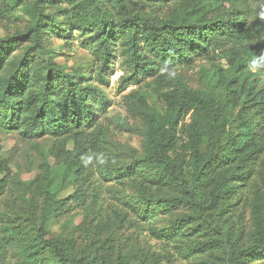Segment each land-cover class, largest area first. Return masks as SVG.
I'll return each mask as SVG.
<instances>
[{
    "label": "rangeland",
    "instance_id": "374dc122",
    "mask_svg": "<svg viewBox=\"0 0 264 264\" xmlns=\"http://www.w3.org/2000/svg\"><path fill=\"white\" fill-rule=\"evenodd\" d=\"M8 3L11 11L0 14V40L16 39L30 23L31 0ZM139 8L161 23L213 24L190 29L191 50L179 60H155V70L137 74L128 69L124 40L112 42L103 60L90 28L72 26L50 34L47 61L109 99H98L94 120L73 124L69 132L35 125L30 115L25 118L2 100L23 50L12 45L4 51L9 55L0 59V264H54L50 252L40 248L39 229L69 239L87 254L98 251L102 264H118L119 257L125 264H230L232 248L254 244L253 206L264 204V0H172L162 6L140 0ZM232 17L243 22L238 37L227 36L219 26ZM44 74L34 76L36 92L42 91ZM207 94L220 102L226 147L235 145L233 158L218 162L210 176L238 175L231 179L223 208L213 215L223 244L197 248V235L176 224L181 209L145 207L141 196L151 186L146 176L152 173L137 161L145 154L149 115L165 116L187 95ZM18 101L13 96L11 103L18 108ZM197 118L208 119L196 106L179 117L172 151L178 160L190 158ZM216 141L209 130L200 149L217 151ZM120 167H138V173L129 175ZM244 264H264V253Z\"/></svg>",
    "mask_w": 264,
    "mask_h": 264
},
{
    "label": "trees",
    "instance_id": "16d2710c",
    "mask_svg": "<svg viewBox=\"0 0 264 264\" xmlns=\"http://www.w3.org/2000/svg\"><path fill=\"white\" fill-rule=\"evenodd\" d=\"M29 1V0H25ZM28 14L30 23L26 31L19 33L12 40L6 37L0 40V59L10 46L23 50L18 57L17 67L4 84L2 100L12 106L13 111L31 119L35 125H47L48 130L57 133L69 132L73 126L92 122V111L98 99L105 98L98 89L83 87L81 79L66 72L63 67L47 61L46 40L50 34L64 32L68 27L90 28L98 39L99 56L106 60L111 54L110 44L118 40L128 43L130 57L129 67L137 73H149L156 69V61L179 60V57L191 50L192 35L190 29H211L212 24L203 27L188 25L169 19L158 22L145 14L140 8V0H31ZM162 6L172 0H149ZM238 3L239 0H225ZM12 5L8 0H0V14H8ZM54 10L51 12L50 10ZM225 14V13H224ZM61 19V21H60ZM182 24V25H180ZM227 36L238 37L243 27L240 17H232L219 24ZM218 26V30H219ZM62 34V33H61ZM28 42V43H27ZM143 46V47H142ZM150 55L154 60L150 59ZM44 71L43 88L36 92V73ZM28 73V79L20 76ZM16 77V79H14ZM18 77V78H17ZM17 96L19 107L12 102ZM78 101L80 103H78ZM192 106L204 113L208 119H196L191 131L192 152L190 158L177 159L172 151L177 145L176 127L181 114ZM95 110V109H94ZM220 102L211 95H187L177 104H171L166 115L152 113L146 132L145 154L139 161L151 175L146 176L150 182L143 188L141 200L145 207H162L166 210L181 209L176 224L179 228L191 230L200 239L197 248L221 246L223 232L215 223L213 215L222 209L225 200L232 192L233 175L222 174L217 179L210 175L218 162H227L233 158L232 144L226 147L227 139L222 136ZM211 130L217 138L218 150L203 152L200 142L204 134ZM249 132V130H246ZM242 146V145H240ZM137 165L133 163L132 167ZM190 165L191 169L186 170ZM120 167L119 170L129 175L138 173V167ZM146 175V174H145ZM189 175V177H188ZM145 209L148 211V209ZM154 210V208H153ZM217 214H215L216 216ZM253 219L256 226L254 244L245 249L229 251L230 264H244L249 258H257L264 253V204L253 206ZM40 248L50 252L54 264H102L99 252L87 253L77 249L69 239L59 236H47L42 229L38 231ZM202 250V249H201ZM118 264H125L118 258Z\"/></svg>",
    "mask_w": 264,
    "mask_h": 264
}]
</instances>
